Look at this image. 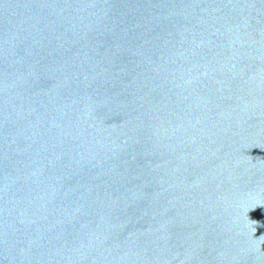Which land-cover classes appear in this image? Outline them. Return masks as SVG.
I'll return each instance as SVG.
<instances>
[{
	"label": "water",
	"instance_id": "95a60500",
	"mask_svg": "<svg viewBox=\"0 0 264 264\" xmlns=\"http://www.w3.org/2000/svg\"><path fill=\"white\" fill-rule=\"evenodd\" d=\"M0 264H264V0H0Z\"/></svg>",
	"mask_w": 264,
	"mask_h": 264
}]
</instances>
